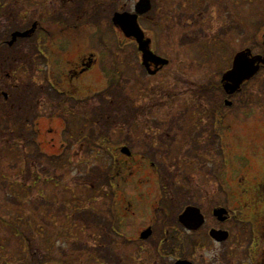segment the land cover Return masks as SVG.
<instances>
[{
    "label": "rangeland",
    "instance_id": "1",
    "mask_svg": "<svg viewBox=\"0 0 264 264\" xmlns=\"http://www.w3.org/2000/svg\"><path fill=\"white\" fill-rule=\"evenodd\" d=\"M97 1L98 16H91L89 26L69 30L70 43L54 48L58 66L50 65L52 76L61 80L68 68H57L68 59L72 68L76 61L93 62L83 77L87 86L79 114L84 137L65 141L66 163L52 148L63 142L57 137L38 136V146L27 136L20 139L17 131L25 130L16 120L0 132V240L11 243L0 264H141L146 257L135 245L149 227L155 240L144 248L150 258L143 264H154L159 260L156 243L167 229H179L178 217L189 206L199 207L208 224L199 238L202 244L188 253L181 249L180 256L193 264H222L223 248L205 236L216 225L215 208H237L228 196L232 188H224L221 180L242 184L247 195L264 182V71L232 98L219 87L220 72L240 51H263L264 0H225L230 9L220 15L204 7L191 15L196 23L179 16L181 0H152L153 11L141 26L152 39V51L170 61L158 74L144 69L136 44L112 25L115 13L132 12L139 0ZM20 19L7 20L16 25ZM63 48L71 55L65 58ZM111 56L115 77L107 71ZM45 77L37 75L39 85H45ZM47 95L40 91L39 99ZM225 99L234 103L232 109L224 107ZM245 102L247 112L240 109ZM71 110L79 109L71 105ZM42 111L44 117L53 116L46 106ZM58 117L55 113L48 126L61 137ZM122 147L133 158L113 190V163L128 164ZM240 188H234L235 196ZM115 208L127 217L118 225ZM175 262L167 255L165 264Z\"/></svg>",
    "mask_w": 264,
    "mask_h": 264
},
{
    "label": "flooded vegetation",
    "instance_id": "2",
    "mask_svg": "<svg viewBox=\"0 0 264 264\" xmlns=\"http://www.w3.org/2000/svg\"><path fill=\"white\" fill-rule=\"evenodd\" d=\"M207 1L208 0H181L183 13L179 16L187 18L188 23H196L194 20L192 21L191 15L204 12V7H206L207 10H210L212 7L216 8L218 15L224 12V9H230L225 0H212L214 3L208 6L206 5ZM149 2V10L145 14L138 15L137 23L144 33L145 38L151 41L152 47V39L146 36V32L141 26V22L148 19L153 11L154 5L152 0H149ZM15 3L21 4L12 5L10 4V0H0V132H2V127L5 124H12V121L16 120L15 124L22 125L25 130L18 132L16 129L18 134L17 137L20 139H24V137L27 136L28 139H32L33 143H36L38 146L36 142L38 136L49 134L51 137H57L63 142L61 145H57V148L55 144H52V148L59 150V157H62L61 162L65 164L67 160L64 155L66 152H70L64 144L65 141L70 138L81 140L84 137L85 132L82 130L84 123L82 116L79 114L84 107L82 102H84L85 99V94H82V88L83 86L85 88L87 86L83 77L92 70L93 62L92 60L88 61V59L76 61L77 64L75 63V67L72 68V63L70 59H68L66 63L63 64V68H57L63 71L68 68L61 80L52 76L53 72L51 73L50 65L53 67H56V65L58 66L57 63H54V59L52 58L54 55H57L54 51L56 45L62 44L66 47V45L70 43L71 38H73L71 37L72 34L70 35L69 33L71 28L85 25L89 26V22H93L91 16H98L97 9L100 8L101 3L97 0H15ZM137 3L132 9L133 11L128 12L129 14H136ZM6 7L9 9H6ZM31 10L41 11L42 15L36 16L33 12H29ZM87 12H90V14L87 15ZM72 14H79V19L73 20L71 18ZM15 15L21 18L16 25L11 24L7 20ZM53 28H55V30H52ZM26 33H28V36L16 37L14 40L16 34L22 35ZM263 36L264 27L262 38ZM129 41L136 44L137 50L139 49L134 39L131 38ZM262 48L263 51L260 54H254L252 51L253 55L264 56V41L262 43ZM63 49L67 50V48ZM68 55H71L70 50H67L65 58ZM38 57H40L39 60L37 59ZM106 59L107 57L102 60L103 67L106 65L104 62ZM108 59L111 60L110 64H112V66H109V70L107 69L109 74L107 72L106 74L115 77L116 71L113 66V58L111 56ZM55 60L59 61L57 58H55ZM168 62L170 64V61ZM40 66H43L46 73L40 72ZM59 66H61L60 62ZM165 67H162V64L158 67L154 64H150L149 72L154 74L157 72L158 74L161 70L163 71ZM230 68L232 67L220 73L224 75ZM40 73L46 74L45 85L38 84L37 75ZM71 86L74 87L73 91L68 89ZM219 87L226 93L224 84H222V79L219 83ZM85 90L86 89H84V91ZM40 91L41 93L47 92L48 95L46 97L49 98V100L46 97L39 99ZM237 94L238 93H235L230 98ZM76 95L78 96L76 97ZM71 105L79 110H71ZM45 106L46 109H51L53 111V116H43L42 108ZM232 106H234V103H232ZM76 111L78 112L77 116H75ZM55 113L60 114L57 121L62 123L61 137L57 131H54L48 126V121L54 122ZM40 118L42 119L41 121ZM11 133L14 134L15 132L11 131ZM3 134H5V132H3ZM52 142H54V140ZM25 146V151H30L34 154L33 147L28 145ZM55 155L52 153L48 157L52 159ZM51 161L53 162L55 160ZM116 167L124 172L126 168L130 167V163L126 166L117 165L115 169ZM115 176L120 177L121 175L117 174ZM116 182L119 183V178L114 179L113 177L109 182L113 190L114 187L118 186L115 184ZM222 183L223 186L228 185L231 188L241 187L239 191L240 195L238 196H231V194L228 193L230 199L233 197L234 201H237L233 203L237 205V208L235 210L225 207L215 208L226 209V220L220 222L219 219L215 218L214 209L212 215L216 220V225L212 226L207 235H205L207 236L206 239L212 241V244L223 248L222 256L224 260L222 264H264V241L261 242V239H264V187H259V184L254 190H251V193H254L253 195H247L244 194L242 184L240 183L235 185V182L232 180H225ZM231 183L233 184L231 185ZM247 192L248 191L245 193ZM192 207L198 208L202 212L199 207ZM204 217V226L196 231L185 229L179 222V229H174L175 232L171 233L170 228L167 229L165 237L158 241L159 243H156L159 260H155L154 264H165L168 251H171L170 254L174 257L176 262L186 260L180 256V251L182 249L183 251L186 250V253H188L189 251L196 250L198 244H202L199 238L200 236L202 237L203 229L206 224H208L207 217L205 215ZM114 218L118 225L120 220L115 216ZM126 218V216L122 215V217H120L121 223L124 222ZM128 219L130 222H133L135 218L132 219L130 217ZM149 229L152 232L150 238L143 240L140 235V244L135 245L136 249L141 250L146 257L144 261H148L150 258L149 250L145 251L144 248L155 240L153 228L149 227ZM212 230L227 233V240L223 243H217L210 236ZM134 241L136 240L133 238V241L129 242ZM144 261L141 262V264H143Z\"/></svg>",
    "mask_w": 264,
    "mask_h": 264
},
{
    "label": "water",
    "instance_id": "3",
    "mask_svg": "<svg viewBox=\"0 0 264 264\" xmlns=\"http://www.w3.org/2000/svg\"><path fill=\"white\" fill-rule=\"evenodd\" d=\"M150 8L149 0H141L136 7V13L138 15L145 14ZM137 15L129 14H116L113 19V23L119 27L122 32L126 35L127 38H134L138 45L139 50L143 54V61L146 67L149 66V63H154L159 66L160 64L167 65L168 62L158 58L150 51V41H145L144 35L140 30L137 23ZM27 36V35H15L16 37ZM14 42V41H13ZM261 65H264V57L256 56L253 57L250 50H246L236 55L234 59L233 68L223 77V83H225V90L227 94L233 95L238 90H240L242 84L246 81L251 80L260 70ZM230 105V104H229ZM122 153L131 156L128 149H123ZM226 211L224 209L216 210L214 216L217 217L220 221L226 220ZM179 222L188 230L196 231L200 229L205 220L201 211L197 208H188L186 211L179 217ZM152 232L147 230L142 234V239L146 240L150 238ZM211 237L218 242H224L227 240L228 234L222 231L213 230L211 232ZM176 264H191L187 261H179Z\"/></svg>",
    "mask_w": 264,
    "mask_h": 264
},
{
    "label": "trees",
    "instance_id": "4",
    "mask_svg": "<svg viewBox=\"0 0 264 264\" xmlns=\"http://www.w3.org/2000/svg\"><path fill=\"white\" fill-rule=\"evenodd\" d=\"M115 164L116 163H113V165H112V172H113L114 175L111 178H113L117 174L118 175H122L123 174V172L121 171L120 168L116 167L117 170L115 169V166H117ZM226 164H228V162H226ZM11 231H12L14 237H16L17 234H16V230H15L14 226L11 227ZM10 244L11 243H9V241H6V240L1 241L0 240V261L3 260V259H6V256L4 254L7 253V250L9 248ZM4 264H11V263L9 261H7V262H4Z\"/></svg>",
    "mask_w": 264,
    "mask_h": 264
}]
</instances>
